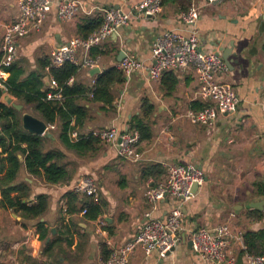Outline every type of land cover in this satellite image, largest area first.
<instances>
[{
  "label": "crops",
  "instance_id": "obj_1",
  "mask_svg": "<svg viewBox=\"0 0 264 264\" xmlns=\"http://www.w3.org/2000/svg\"><path fill=\"white\" fill-rule=\"evenodd\" d=\"M79 1L82 7L73 22L58 21L52 10L39 31L19 39L15 61L24 67L25 75L38 70V59H50L53 48L77 36L76 25L83 16L93 14L89 13L93 6H114L126 11L141 0ZM192 1L200 6L196 23L200 48L205 52L217 51L221 56L227 51L230 64L223 79L240 99L235 113L219 118L211 128L191 123L186 115L194 111V102H206L198 94V78L191 67L174 71L177 85L171 93L162 89L161 79L150 81L144 71L137 70L118 89L113 108L104 109L102 104L90 102L88 97L79 99L77 102L88 109V119L80 134L88 136L109 126L126 131L131 117L140 112L141 99L148 97L154 105L150 118L152 137L140 141L137 147L140 160L132 162L118 157L103 144L94 153H76L68 149L54 131L46 147L63 153L62 163L71 178L63 184H48L21 166L16 183L28 184L29 200L35 201L38 194H46L48 207L42 217L32 219L24 217L20 211L0 206V264H27L23 261L27 254L41 258L43 243L39 239V226L49 230V240L65 223L72 224L73 242L65 249V258L61 257L60 262L99 264L101 246L116 249L141 228L148 210L144 195L147 182L162 180L168 163L193 164L205 176L204 183L181 206L183 240L164 257L156 253L146 257L137 247L129 263L211 264L203 262L191 250V234L198 228L226 222L235 236L230 243L235 264H248L247 256L237 259L242 234L246 230L264 228V221L252 222L247 215L257 209L253 205L264 199V112L261 108L264 102V0H221L210 5L203 0ZM180 11L178 5L168 4L156 16L132 15L118 33L95 46L101 52L95 58L100 68L98 74L111 66L118 67L120 61L116 58L120 50L149 64L151 44L157 35L168 30L187 33V25L179 18ZM17 13L16 0H0V46L2 25L13 22ZM96 75L92 76L90 69L80 68L76 82L90 87ZM44 81L53 87L50 77H44ZM12 100L18 104L16 99ZM20 161L23 162L22 156ZM154 164L164 168L163 176H148L147 169ZM83 174L96 179L99 199L104 204L102 215L94 221H85L81 213L70 215L64 210V194ZM171 205L170 200L160 202L155 215L165 216ZM77 245L80 250H76Z\"/></svg>",
  "mask_w": 264,
  "mask_h": 264
},
{
  "label": "built area",
  "instance_id": "obj_2",
  "mask_svg": "<svg viewBox=\"0 0 264 264\" xmlns=\"http://www.w3.org/2000/svg\"><path fill=\"white\" fill-rule=\"evenodd\" d=\"M203 1L210 5L221 0ZM16 5L18 13L15 20L2 25L0 89L5 94L6 87L3 81L8 73L4 72L3 68L9 67L16 60L19 39L31 32L39 31L52 10H55L58 21L70 23L76 19L82 7L79 0H16ZM162 10V0H141L126 11L114 6H93L89 13L102 14V25L87 38L72 37L53 48L50 53V66L60 67L68 62L80 68L93 69L97 66V61L89 55L92 47L118 33L120 28L129 23L132 15L152 17L159 15ZM199 16L200 6L191 1L189 8L179 13V18L187 25V33L168 30L157 35L151 44L149 64H144L134 54L126 53L120 60L118 68L125 79L133 72L142 70L150 81L159 80L167 70L193 68L199 83L198 94L208 105L198 111H189L186 116L193 124L211 128L219 118L235 113L240 99L231 85L223 79L227 66L220 53L205 52L200 48L196 27ZM51 85L55 86L52 80ZM261 108L264 112V102ZM53 128V125H47V131ZM93 135L98 137L103 145L113 149L118 157L132 162L140 160L137 151L140 139L137 131L120 132L115 126H109ZM70 137L76 141L87 135L73 131ZM165 169L166 175L162 180L147 182L144 195L148 210L144 214L145 221L141 228L123 245L113 249L108 259L100 260L99 264H130V255L137 247L143 250L146 257L153 253L164 257L181 243L183 240L181 206L193 195L192 186H201L205 176L199 168L190 163H168L165 164ZM69 189L92 196L94 200L99 198L96 179L88 174L81 175ZM164 200H170L172 205L165 216L159 217L155 212L158 204ZM29 202L32 203L34 200L30 199ZM85 212L82 210L81 214ZM234 238L226 222L210 228L201 227L192 232L190 248L203 262L235 264L230 249V243ZM247 257L248 264H264V255Z\"/></svg>",
  "mask_w": 264,
  "mask_h": 264
},
{
  "label": "trees",
  "instance_id": "obj_3",
  "mask_svg": "<svg viewBox=\"0 0 264 264\" xmlns=\"http://www.w3.org/2000/svg\"><path fill=\"white\" fill-rule=\"evenodd\" d=\"M192 0H162V5L176 4L181 11H186ZM103 23V16L99 13L83 16L76 25V34L80 38H87ZM100 50L92 47L89 55L95 59ZM1 58V54H0ZM38 70L25 75L24 67L14 61L9 67L3 68L8 73L3 81L6 94L16 99L23 106L19 111L7 104L5 94L0 89V206L14 211H20L24 217L38 219L44 215L48 207V196L38 194L35 201L30 203V188L28 184H17L16 178L22 165L27 173L33 175L48 184H63L68 182L71 175L65 164L62 163L63 153L55 148H48L46 144L51 142L54 131L58 139L76 153H94L100 149L101 140L94 136L78 140H72L70 133L80 129L88 119V109L77 101L83 97L93 103L102 104V108H113V103L118 89L123 86L126 79L122 71L111 66L102 73L96 75L92 85L85 86L76 82L80 67L71 63H64L60 67L50 66L49 57L37 60ZM50 77L55 82L54 87L45 84L44 77ZM160 83L162 89L171 93L176 89L177 78L174 70L165 71ZM50 96V97H48ZM194 111L205 108L208 103L194 102ZM24 111L41 119L47 125H53L49 130L51 135H34L23 129L21 117ZM154 111V105L148 97L141 99L140 112L134 115L128 122L129 131H137L140 141H147L152 137L150 118ZM82 135V134H81ZM19 156L23 157V162ZM148 176H163L164 168L154 164L148 169ZM264 193V191H263ZM66 212L68 214L81 213L86 221H94L103 213V202L92 196L79 194L69 190L64 194ZM248 217L252 222L264 221V214L258 209L251 210ZM72 224H61L57 234L48 240L49 230L39 226V239L43 243L41 258L27 254L23 261L27 264H62L60 258H65L66 248L72 242ZM242 248L237 253V259L242 256L264 255V228L258 230H246L241 237ZM64 246H66L64 248ZM77 245L76 250H80ZM112 250L107 246H101V260H106ZM240 261V260H238Z\"/></svg>",
  "mask_w": 264,
  "mask_h": 264
},
{
  "label": "water",
  "instance_id": "obj_4",
  "mask_svg": "<svg viewBox=\"0 0 264 264\" xmlns=\"http://www.w3.org/2000/svg\"><path fill=\"white\" fill-rule=\"evenodd\" d=\"M227 52V51H226ZM224 52L222 54V59L225 63L226 66L230 64V61L227 58V53ZM126 52L124 50L119 51V56L116 58L117 61H120L124 56ZM91 75L94 76L100 72V68L98 66L94 67L93 69H90ZM46 78L45 80H47ZM127 80V79H126ZM5 100L7 104L12 105L14 108L17 110L21 111L23 106L21 104H16L13 102L12 98L9 97L8 95L5 96ZM21 123L22 127L24 130L27 132L34 134V135H39V136H44V135H50L49 131H47V124L43 122L41 119L35 117L34 115L28 113V112H23L22 117H21ZM20 158V156H19ZM197 186L193 185L192 186V192L195 193L197 190ZM253 207L257 208L260 211H263L264 209V199L261 202H258V204L253 205ZM54 231V230H53ZM191 245V242L189 243ZM174 248H172L170 251H173Z\"/></svg>",
  "mask_w": 264,
  "mask_h": 264
},
{
  "label": "rangeland",
  "instance_id": "obj_5",
  "mask_svg": "<svg viewBox=\"0 0 264 264\" xmlns=\"http://www.w3.org/2000/svg\"><path fill=\"white\" fill-rule=\"evenodd\" d=\"M14 102V101H13ZM17 104V103H16ZM24 112H27V111H24Z\"/></svg>",
  "mask_w": 264,
  "mask_h": 264
}]
</instances>
